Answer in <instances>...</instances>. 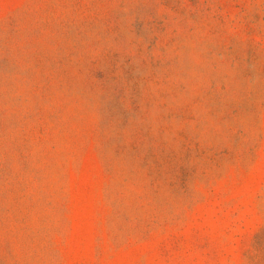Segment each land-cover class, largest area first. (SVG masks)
<instances>
[{
    "label": "rangeland",
    "instance_id": "1",
    "mask_svg": "<svg viewBox=\"0 0 264 264\" xmlns=\"http://www.w3.org/2000/svg\"><path fill=\"white\" fill-rule=\"evenodd\" d=\"M0 264H264V0H0Z\"/></svg>",
    "mask_w": 264,
    "mask_h": 264
}]
</instances>
